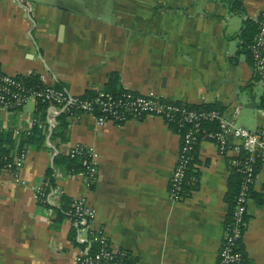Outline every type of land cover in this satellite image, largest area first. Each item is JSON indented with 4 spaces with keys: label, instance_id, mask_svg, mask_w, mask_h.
Masks as SVG:
<instances>
[{
    "label": "crops",
    "instance_id": "1",
    "mask_svg": "<svg viewBox=\"0 0 264 264\" xmlns=\"http://www.w3.org/2000/svg\"><path fill=\"white\" fill-rule=\"evenodd\" d=\"M97 1L89 9L81 0H0V70L37 76L38 83L72 95L105 89L109 74L117 73L121 90L183 104L216 103L227 112L240 104L237 124L264 129V84L253 79L240 39L243 21L264 15V0H240L242 13L219 0ZM35 110V103L25 107L36 116ZM68 120L66 141L50 145L40 130V148L23 143L22 183L8 176L0 183V264H74L80 247L72 242L79 244L70 218L56 220L59 207L34 199L35 186L49 191L56 184L72 201L87 197L94 227L106 232L113 250L126 253L128 264L216 263L230 171L213 142L198 144L191 166L196 186L174 201L169 182L181 139L163 119L146 116L119 127L98 126L88 114ZM2 134L14 139L11 128ZM75 146L98 153L89 189L77 170L54 162ZM241 246L249 264H264V163L252 186Z\"/></svg>",
    "mask_w": 264,
    "mask_h": 264
},
{
    "label": "built area",
    "instance_id": "2",
    "mask_svg": "<svg viewBox=\"0 0 264 264\" xmlns=\"http://www.w3.org/2000/svg\"><path fill=\"white\" fill-rule=\"evenodd\" d=\"M250 52L258 82L264 84V15L258 22V32L250 46ZM37 101L49 102L43 119L25 112L27 104ZM240 109V104L233 106L229 112L190 109L152 94H138L130 90L113 94L100 89L94 91L90 97L85 96V93L72 95L64 88L40 83L32 85L26 82L23 76L10 75L0 70V132L4 128H11L14 132L13 142L3 144L6 153L0 154V183L4 181L5 176L10 177L14 183H22L21 170L28 151L27 147L20 145L21 133L29 132L32 126H36L45 132L51 145V134L58 125V116L62 113L66 114L68 119L88 114L98 126L112 123L118 127L129 120L156 116L169 125L175 124L177 129L183 132L169 182V196L172 200H182L186 195L185 184L196 186L197 178L189 175L188 170L194 159L196 146L202 141L213 142L217 152L227 157L229 164L243 175L232 216L233 223L224 225L215 264H249L239 248V241L246 227L248 193L256 180L258 164L264 163V129L251 131L239 126L237 119ZM9 117L15 118L17 123L12 127L1 125L3 119L7 121ZM202 122H216L217 129L204 130L201 127ZM242 153L244 157L239 158ZM67 155L72 159H79L81 168L74 172L83 179L86 189H89L98 174L97 151L75 146ZM56 171L58 172V169ZM33 192L34 199L41 204L49 207L61 206L64 191L58 184L49 191L37 185ZM68 217L75 228V239L84 244L75 253L74 264H125L126 253L113 250L106 232L94 227L95 210L86 196L74 198Z\"/></svg>",
    "mask_w": 264,
    "mask_h": 264
},
{
    "label": "trees",
    "instance_id": "3",
    "mask_svg": "<svg viewBox=\"0 0 264 264\" xmlns=\"http://www.w3.org/2000/svg\"><path fill=\"white\" fill-rule=\"evenodd\" d=\"M81 1L83 2L84 6L88 7L89 9L94 8V7H91V5H89V0H81ZM219 1L222 2L223 4L227 5L229 7L230 11H232L233 13H242L243 12L242 4H241L240 0H219ZM93 4L97 5L98 1H94ZM262 17H263V15H261L257 19H245L243 21V27L241 28V32H240V39L242 41V45H241L242 51L246 54L247 60L252 67V71L254 73L253 79L256 82L258 81V77L256 76V74L253 70V60H252V56H251V52H250V46L253 43L254 37L258 32V22ZM23 79L32 85L33 84H39L37 82V76H33V77L27 76V77H23ZM118 80H119V76L117 73H110L106 87H105V90H107L113 94H119V93L125 91V89L121 90L120 88H118V85H119ZM252 85H253V83L252 84L250 83L248 85V87L246 88L249 92H252ZM57 87H59V86H57ZM85 96H89V97L92 96V92H86ZM177 103H179V102H177ZM179 104L183 105V106H187L190 109H200V110L215 109V110H219L222 112L225 111L224 107L219 106L216 103H208V104H203V105H191V104H183V103H179ZM35 105H36V110H35L36 116L39 119H43L46 116L48 106H49V102L37 101L35 103ZM259 106L264 107V97L263 96L260 97ZM57 119H58V125L54 129V131L52 132L50 139L52 141L60 140L61 142H64L67 140V131H68V126L70 124V121L68 120V116L64 113L60 114ZM170 127H172L179 134V136H181V134L183 133L182 131H179L177 129L175 124H171ZM201 127L204 130L215 131L217 129V123L216 122L215 123L214 122H210V123L209 122H202ZM40 130L41 129L37 128L36 126H32V128L29 132H24L22 134V135H25V137L21 138L22 135L20 136V138H19L20 144L23 146V143L24 144L28 143L34 148H40L44 142V135L42 134V132ZM32 132H33V134H32ZM5 139H9V140L13 141V137L8 138V136H5V135L3 136L2 132H0V154L6 153V149L3 147ZM197 146H196V150H197ZM195 157H196V151H195L194 159H195ZM243 157H244V153L239 155V158H243ZM194 159L192 160L190 167H189V170H188L189 175H194L192 173V169H191V166H192L193 162L195 161ZM54 162L55 163H63L70 171L72 170L70 168L78 170L81 167L80 161L78 158L72 159L68 155L57 154L55 156ZM259 166H260V164H258L257 170H258ZM228 168L230 171V175L228 178L227 192L225 195V202L227 204V213H226L224 225L233 223L232 216H233L234 209L236 207V199H237V196L239 194V190H240V186H241L242 178H243V175L240 172L236 171V168L233 165L229 164ZM46 175L48 177H50L51 170H48L46 172ZM48 182H49V185H52L53 180L49 179ZM188 187H190V186L185 184V186H184L185 191H187L186 189H188ZM251 191H252V187L248 193L249 199L251 196ZM71 208H72V200L63 195V197L61 199V206L58 209H56V220L57 219L59 220V219L64 218L65 216H68V211ZM245 219H247V215L245 216ZM72 236H73V232L70 235L71 239H72ZM72 242L75 245H78L80 248H82L84 246V244H80V243L78 244L76 241H72ZM239 248L242 251L241 240L239 241ZM125 264H128L127 261H125Z\"/></svg>",
    "mask_w": 264,
    "mask_h": 264
},
{
    "label": "rangeland",
    "instance_id": "4",
    "mask_svg": "<svg viewBox=\"0 0 264 264\" xmlns=\"http://www.w3.org/2000/svg\"><path fill=\"white\" fill-rule=\"evenodd\" d=\"M94 1H97V0H89V5H91V7H95V5L93 4ZM239 118H240L239 120H241L242 119V115H240Z\"/></svg>",
    "mask_w": 264,
    "mask_h": 264
}]
</instances>
